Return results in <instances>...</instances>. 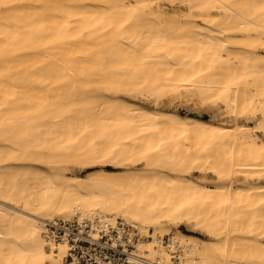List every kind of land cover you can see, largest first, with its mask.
I'll list each match as a JSON object with an SVG mask.
<instances>
[{"label": "bare ground", "instance_id": "6f19581e", "mask_svg": "<svg viewBox=\"0 0 264 264\" xmlns=\"http://www.w3.org/2000/svg\"><path fill=\"white\" fill-rule=\"evenodd\" d=\"M164 1L0 0V264H66L43 232L75 214L264 264V0Z\"/></svg>", "mask_w": 264, "mask_h": 264}, {"label": "built area", "instance_id": "2783aa9c", "mask_svg": "<svg viewBox=\"0 0 264 264\" xmlns=\"http://www.w3.org/2000/svg\"><path fill=\"white\" fill-rule=\"evenodd\" d=\"M44 235L49 244L68 245L66 264H167L160 255L142 256L137 244L144 237L124 219L103 225L90 215L58 217L47 221Z\"/></svg>", "mask_w": 264, "mask_h": 264}, {"label": "rangeland", "instance_id": "374dc122", "mask_svg": "<svg viewBox=\"0 0 264 264\" xmlns=\"http://www.w3.org/2000/svg\"><path fill=\"white\" fill-rule=\"evenodd\" d=\"M163 6H166L167 7V9H170V10H173V8L175 7V6H177V4L176 5H174V4H172V1L171 0H165L164 2H163ZM15 28H17V26H15ZM187 98L188 97H185V95L184 96H182V97H178L177 99H175L173 102H171V100H169V99H167L165 102H167L169 105H172V106H176V105H179V104H181V103H183V102H185L186 100H187ZM144 101L146 102V103H148V104H151V105H154L155 104V102H154V99H144ZM224 106H222V108H223ZM224 109V108H223ZM181 110L183 111V112H185V110L186 109H184L183 107H181ZM206 112V115L207 116H209V111H205ZM219 119H226V118H231V116H229L228 114H226L225 112H222V110L220 111V114H219ZM256 122V121H255ZM102 166L101 165H95V166H92V167H82V165H73V167H72V170L74 171V172H78V173H80V174H88V173H91V172H94V171H96V170H98V169H100ZM79 170V171H77V170ZM81 170V171H80ZM82 172V173H81ZM197 174H199V173H197ZM116 219H124L126 222H128V223H130V224H132V225H134L135 226V224L134 223H131V222H129L128 220H126L123 216H121V215H118L117 216V218ZM44 221L45 220H43L42 221V224H44ZM140 228H142L141 226H140ZM181 228H183V229H187L188 230V228L186 227V224H172V226H171V232L170 233H164V235L162 236V238H164V245H168L170 242H171V238H172V235H176L177 233H178V231H179V229H181ZM141 230V229H140ZM151 231L153 232L154 231V228L153 227H151ZM190 231V230H189ZM43 234H44V232H43ZM45 236V235H44ZM150 239H152V237H150V236H147L146 237V239L144 238V241H147V240H150ZM50 244L47 242V248H48V250H51V247L49 246ZM145 249H147L148 248V246H147V243L146 244H144V246H143ZM162 248V247H161ZM169 248V247H168ZM150 249V248H149ZM165 252H167V251H162V252H160V251H158V249H155V251L154 252H152V253H154L155 255H163V259H164V261L165 262H167V257L164 255L165 254ZM169 252V254L171 255L170 257H172L171 258V260H173V262L175 263V264H178L179 262H180V258L176 255V256H173L174 255V252H172V251H168ZM164 253V254H163ZM47 264H50V262H48Z\"/></svg>", "mask_w": 264, "mask_h": 264}]
</instances>
